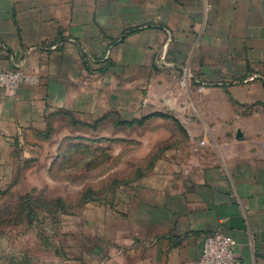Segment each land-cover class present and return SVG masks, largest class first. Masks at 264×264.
Here are the masks:
<instances>
[{
    "label": "crops",
    "instance_id": "1",
    "mask_svg": "<svg viewBox=\"0 0 264 264\" xmlns=\"http://www.w3.org/2000/svg\"><path fill=\"white\" fill-rule=\"evenodd\" d=\"M16 68L38 81L0 87V177L64 113L114 114L119 137L143 124L99 264H200L214 232L264 264V0H0V70Z\"/></svg>",
    "mask_w": 264,
    "mask_h": 264
},
{
    "label": "rangeland",
    "instance_id": "2",
    "mask_svg": "<svg viewBox=\"0 0 264 264\" xmlns=\"http://www.w3.org/2000/svg\"><path fill=\"white\" fill-rule=\"evenodd\" d=\"M185 75L187 83L191 74L187 70ZM112 115V121L102 115L89 121L58 116L56 129L31 160L6 178L1 171L0 264L103 262L105 252L95 256L94 246L103 242L95 227L103 225L105 200L126 193L141 171L132 151L143 124L125 126L119 137ZM127 155L132 156L123 163Z\"/></svg>",
    "mask_w": 264,
    "mask_h": 264
},
{
    "label": "built area",
    "instance_id": "3",
    "mask_svg": "<svg viewBox=\"0 0 264 264\" xmlns=\"http://www.w3.org/2000/svg\"><path fill=\"white\" fill-rule=\"evenodd\" d=\"M37 81L34 73L22 68L0 70V87L11 93H15L23 84ZM200 264H239L236 240L222 232L207 235L202 243Z\"/></svg>",
    "mask_w": 264,
    "mask_h": 264
},
{
    "label": "trees",
    "instance_id": "4",
    "mask_svg": "<svg viewBox=\"0 0 264 264\" xmlns=\"http://www.w3.org/2000/svg\"><path fill=\"white\" fill-rule=\"evenodd\" d=\"M127 124H130L131 122H126ZM27 199H29L30 200V196H27Z\"/></svg>",
    "mask_w": 264,
    "mask_h": 264
}]
</instances>
